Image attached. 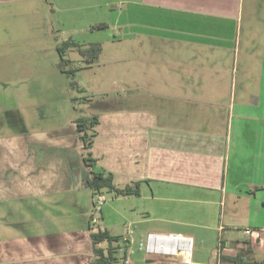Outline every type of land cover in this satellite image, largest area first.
Masks as SVG:
<instances>
[{
    "label": "crops",
    "instance_id": "0c3cea01",
    "mask_svg": "<svg viewBox=\"0 0 264 264\" xmlns=\"http://www.w3.org/2000/svg\"><path fill=\"white\" fill-rule=\"evenodd\" d=\"M116 1L129 10L127 106L89 103L81 113L98 115L94 169L110 172L116 186L138 181L140 193H110L114 223L102 192L97 223L104 218L102 227L121 236L127 264H224L221 255L246 249L264 260V0H0V19L28 12L55 50L68 38L101 42L109 69ZM99 23L109 35L94 31L90 41ZM55 110L33 102L29 119L53 123L25 129L16 107L13 129L1 126L0 264L93 258L95 195L82 185L80 113ZM150 232L191 237L190 261L145 250Z\"/></svg>",
    "mask_w": 264,
    "mask_h": 264
},
{
    "label": "rangeland",
    "instance_id": "374dc122",
    "mask_svg": "<svg viewBox=\"0 0 264 264\" xmlns=\"http://www.w3.org/2000/svg\"><path fill=\"white\" fill-rule=\"evenodd\" d=\"M28 9L30 8L25 5L24 12ZM17 13L21 15L23 12L20 10ZM128 16L127 4L116 1V22L120 21V28H116V63L107 62L109 69H106L107 64L103 63L100 57L95 62L87 63L75 50L68 48L64 57L70 62L65 65V68L75 69L73 79L76 84L74 86L70 84V78L58 68L57 64L61 58L59 52L52 44H49L48 39L44 40V36L37 32L39 25L35 17L26 12L19 19L11 18L10 22L0 19V30L2 29L0 32V129L1 126L4 129H13L10 120L16 114V107L26 114H24L27 119L25 129H30L34 125L35 128H41L52 124L53 122L41 124L36 121L34 123L29 119L27 115L31 112L28 108L33 105V102L40 108L50 109L52 112L54 109L57 112L65 111V114L70 116L82 114L81 111L89 103L103 102L106 109L127 106V78L131 60H129L127 48H124V44H128V33H124L126 28L124 25H127ZM4 28H9V32L8 30L4 32ZM94 31L101 32V38L109 35L107 33L109 31L96 27L87 33L90 41H92L91 35L96 34ZM81 37L85 36L81 35ZM70 51L74 53L73 59L68 54ZM75 58H78V61ZM108 86H113L116 91L114 89L112 93L107 90ZM37 96H39L38 99ZM7 118L8 124L5 123ZM107 195L110 199L104 204L110 208V211L106 212L105 219L116 223V212L110 207L111 195L110 193ZM94 205H96L95 196L91 213H95ZM97 215L100 216V213ZM91 218L92 215L90 220ZM103 220L100 219L98 223L91 220L93 230L96 231L98 225L101 228L104 225ZM168 249L172 248L164 247L162 250Z\"/></svg>",
    "mask_w": 264,
    "mask_h": 264
},
{
    "label": "trees",
    "instance_id": "16d2710c",
    "mask_svg": "<svg viewBox=\"0 0 264 264\" xmlns=\"http://www.w3.org/2000/svg\"><path fill=\"white\" fill-rule=\"evenodd\" d=\"M105 23L91 25L90 28H105ZM68 48L75 50L81 58L92 63L97 61L102 52V43L98 41L80 43L72 38L62 41L57 45V50L61 56L58 62V68L70 78V84L74 86L76 82L73 79L75 69L65 68L70 61L64 57ZM105 105V104H104ZM97 109H106L102 103L96 104ZM76 131L81 139L82 145V164L83 178L82 185L89 188L92 194L96 195L102 192H109L114 197L123 195H139V182H132L124 186H116L113 183L112 174L103 169H94L95 159L92 157L91 146L95 135L94 127L98 123V115L80 114L74 120ZM92 241L93 258L90 264H127L125 262V254L119 253L122 247L120 241L121 236L113 235L105 227H98L97 230L90 232ZM250 250L246 249L242 253L234 256L221 255V262L224 264H264V260H255L249 255Z\"/></svg>",
    "mask_w": 264,
    "mask_h": 264
},
{
    "label": "built area",
    "instance_id": "2783aa9c",
    "mask_svg": "<svg viewBox=\"0 0 264 264\" xmlns=\"http://www.w3.org/2000/svg\"><path fill=\"white\" fill-rule=\"evenodd\" d=\"M95 199H96V205H94L95 213L93 212L91 213L92 215L91 220L93 222L97 221V218H98L97 214L101 210V205L105 201V197L103 194L98 193L95 195ZM249 232L250 230L246 231V233H249ZM164 238H168L169 241H174V243L176 244L172 247V249L158 251L156 244L160 245L161 241H163ZM181 241H185L186 244H182ZM144 248L148 252L160 253L166 256H174V257L178 256L184 261H190L192 249H193V241L191 237L183 236L177 233L161 234V233L150 232L146 236V242H145ZM218 264H221V263H218Z\"/></svg>",
    "mask_w": 264,
    "mask_h": 264
},
{
    "label": "bare ground",
    "instance_id": "6f19581e",
    "mask_svg": "<svg viewBox=\"0 0 264 264\" xmlns=\"http://www.w3.org/2000/svg\"><path fill=\"white\" fill-rule=\"evenodd\" d=\"M182 244H186L185 241H181ZM176 243H174V241H169L168 238H164L163 241H161V244H156V247H164V246H169V247H173ZM175 249V248H174Z\"/></svg>",
    "mask_w": 264,
    "mask_h": 264
}]
</instances>
